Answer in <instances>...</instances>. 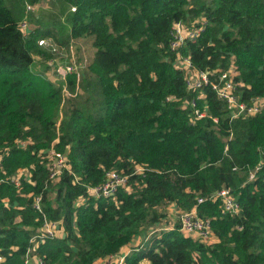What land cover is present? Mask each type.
I'll use <instances>...</instances> for the list:
<instances>
[{"label": "trees", "instance_id": "obj_1", "mask_svg": "<svg viewBox=\"0 0 264 264\" xmlns=\"http://www.w3.org/2000/svg\"><path fill=\"white\" fill-rule=\"evenodd\" d=\"M38 1L0 0L4 264H24L44 217L62 233L39 248L43 264H95L159 224L165 215L158 208L168 204L209 219L217 242L194 240L177 223L133 249L124 264H264V108L231 120L210 87L188 90L171 49L175 22L204 18L205 31L179 54L198 72L227 70L234 58L240 102L264 100V0H56L62 23L28 16ZM24 21L32 28L26 34ZM42 39L66 50L92 40L81 102L76 75L67 76L64 90L31 70L37 57L52 58L39 47ZM194 100L206 117L194 116ZM53 148L68 164L55 181L47 155ZM112 170L129 176V190L90 197L89 188ZM223 189L240 205L235 216L209 199Z\"/></svg>", "mask_w": 264, "mask_h": 264}, {"label": "built area", "instance_id": "obj_2", "mask_svg": "<svg viewBox=\"0 0 264 264\" xmlns=\"http://www.w3.org/2000/svg\"><path fill=\"white\" fill-rule=\"evenodd\" d=\"M32 8L33 7L28 6L27 10L32 11ZM206 25L207 22L204 18L194 20L188 24L182 21L174 23L172 28L171 49L173 52L177 53L175 67L185 73L188 90L196 91L203 90L205 87H210L216 93L218 99L226 104L231 120L256 116L263 110L264 100L257 99L251 105L240 102L237 92L239 83H237L236 80L239 76V71L234 58H232L227 70L217 68L212 71L198 72L193 67L190 58H183L179 54L181 48L185 44L188 42H196L199 39L201 34L205 31ZM20 28L22 33L26 34L30 30V25L27 21H24L21 23ZM38 45L51 55H55L60 49L51 39H42L39 41ZM63 75L65 80L68 75H76L77 82L80 81V74L76 73L71 66L64 70ZM65 89L66 87H64V90ZM204 98L205 95L203 94L199 96V99ZM168 100L171 99L169 98ZM190 106L194 110V116L197 119L206 117V110H201L195 100L192 101ZM47 153L49 158L48 169L50 172V178L55 181L60 177L64 170L68 169L67 159L65 155L56 151L54 148ZM142 172L143 169L141 167L137 168L136 173ZM250 179H254V174L251 175ZM13 182L17 187H20V175L16 176L13 179ZM128 183L129 176L125 175L123 172L112 170L107 172L103 184L89 188L88 195L94 199L112 198L117 194L120 188H127V190H129ZM209 199H220L222 201L223 214L235 216L240 212V205L229 189L220 190L211 195ZM85 200L86 198H80L77 205L80 206L84 204ZM42 201V196H36L33 204L35 210L40 213H42ZM203 201V199H200L199 203H203ZM178 211H180L178 222L180 225V232L203 243H206L207 241H211L209 244L217 242L211 229L209 219L199 217L196 209L190 211ZM173 228L162 229L161 231L172 230ZM61 233V229L57 223L51 222L44 217L43 224L35 230L34 235L30 240V246L27 249L24 264H43L44 260L38 253L39 248L47 241L58 238ZM155 233L156 232H153L152 234L154 235ZM136 248H138V246L133 247L132 250ZM132 250L111 256L108 259H105L104 262L105 264H124L127 256ZM5 261L6 258L0 253V264H4Z\"/></svg>", "mask_w": 264, "mask_h": 264}, {"label": "rangeland", "instance_id": "obj_3", "mask_svg": "<svg viewBox=\"0 0 264 264\" xmlns=\"http://www.w3.org/2000/svg\"><path fill=\"white\" fill-rule=\"evenodd\" d=\"M28 13V16L31 15L32 18L35 20L47 21L50 18H56L59 23H62L65 19V15L60 11L56 0H39L37 6H34L32 8V11H28ZM31 29L32 28L30 25V30ZM46 53L50 54L48 52ZM91 54L92 40H79L71 44L69 50L59 49V51L55 55L50 54L52 58L49 60L42 56L37 57L31 67V70L35 74H39L42 77L49 79L56 86L64 88L67 85L63 75L64 70L69 66L73 67L75 72L80 74V81L78 82V91L79 94H81V99L77 102H81L84 98L88 96V93L85 89L86 82L88 80L86 66L91 59ZM65 103L66 105L69 104L67 99H65L63 105H65ZM22 174H24V172H21L20 176ZM158 211L164 214L165 217L161 220L159 224L150 227L146 231H143L134 240V243L132 245H136L139 247L150 239V237L153 235V232L159 233L162 229L173 228L175 224L179 222L180 211H178L174 205L168 204L166 206L158 208ZM210 242L211 241H207L206 244H209Z\"/></svg>", "mask_w": 264, "mask_h": 264}, {"label": "crops", "instance_id": "obj_4", "mask_svg": "<svg viewBox=\"0 0 264 264\" xmlns=\"http://www.w3.org/2000/svg\"><path fill=\"white\" fill-rule=\"evenodd\" d=\"M133 243H131L127 248L123 249L122 252L132 250V248L136 246V245H132ZM95 264H105V262L104 260H99ZM142 264H150V263L148 261H143Z\"/></svg>", "mask_w": 264, "mask_h": 264}]
</instances>
